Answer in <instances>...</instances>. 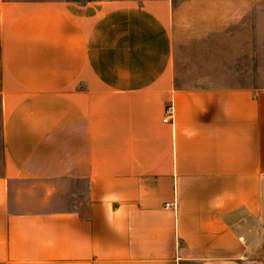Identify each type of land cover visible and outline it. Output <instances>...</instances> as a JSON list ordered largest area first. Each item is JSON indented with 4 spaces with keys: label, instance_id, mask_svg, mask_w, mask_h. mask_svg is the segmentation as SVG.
<instances>
[{
    "label": "crops",
    "instance_id": "crops-1",
    "mask_svg": "<svg viewBox=\"0 0 264 264\" xmlns=\"http://www.w3.org/2000/svg\"><path fill=\"white\" fill-rule=\"evenodd\" d=\"M176 64L172 0H0V264H264V88Z\"/></svg>",
    "mask_w": 264,
    "mask_h": 264
},
{
    "label": "rangeland",
    "instance_id": "rangeland-1",
    "mask_svg": "<svg viewBox=\"0 0 264 264\" xmlns=\"http://www.w3.org/2000/svg\"><path fill=\"white\" fill-rule=\"evenodd\" d=\"M172 4L178 86L264 88V0Z\"/></svg>",
    "mask_w": 264,
    "mask_h": 264
},
{
    "label": "built area",
    "instance_id": "built-area-1",
    "mask_svg": "<svg viewBox=\"0 0 264 264\" xmlns=\"http://www.w3.org/2000/svg\"><path fill=\"white\" fill-rule=\"evenodd\" d=\"M175 116V108L173 105L167 106L166 110H165V118L164 121L167 122L170 119H174Z\"/></svg>",
    "mask_w": 264,
    "mask_h": 264
}]
</instances>
